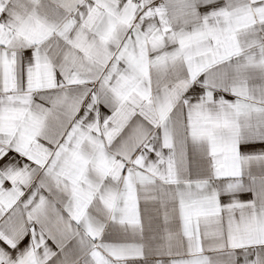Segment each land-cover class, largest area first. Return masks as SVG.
Here are the masks:
<instances>
[{
	"label": "snow or ice",
	"instance_id": "1",
	"mask_svg": "<svg viewBox=\"0 0 264 264\" xmlns=\"http://www.w3.org/2000/svg\"><path fill=\"white\" fill-rule=\"evenodd\" d=\"M0 264H264V0H0Z\"/></svg>",
	"mask_w": 264,
	"mask_h": 264
}]
</instances>
